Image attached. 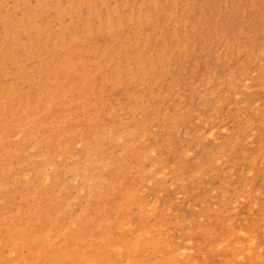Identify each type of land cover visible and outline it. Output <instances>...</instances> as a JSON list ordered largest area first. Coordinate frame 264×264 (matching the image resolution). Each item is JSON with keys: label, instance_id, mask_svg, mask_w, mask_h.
I'll return each mask as SVG.
<instances>
[{"label": "rangeland", "instance_id": "rangeland-1", "mask_svg": "<svg viewBox=\"0 0 264 264\" xmlns=\"http://www.w3.org/2000/svg\"><path fill=\"white\" fill-rule=\"evenodd\" d=\"M0 264H264V0H0Z\"/></svg>", "mask_w": 264, "mask_h": 264}]
</instances>
